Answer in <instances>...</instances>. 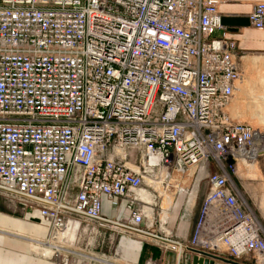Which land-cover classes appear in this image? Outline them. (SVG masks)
Here are the masks:
<instances>
[{
  "label": "built area",
  "instance_id": "1",
  "mask_svg": "<svg viewBox=\"0 0 264 264\" xmlns=\"http://www.w3.org/2000/svg\"><path fill=\"white\" fill-rule=\"evenodd\" d=\"M222 2L0 0V193L39 209L48 255L84 222L101 247L59 244L57 264H133L125 242L149 236L177 264L186 252L264 264V223L233 178L264 156V131L228 110L243 73L237 41L214 37ZM249 19L264 30V1ZM192 171L209 192L185 239Z\"/></svg>",
  "mask_w": 264,
  "mask_h": 264
},
{
  "label": "crops",
  "instance_id": "2",
  "mask_svg": "<svg viewBox=\"0 0 264 264\" xmlns=\"http://www.w3.org/2000/svg\"><path fill=\"white\" fill-rule=\"evenodd\" d=\"M261 1L264 0H223L219 7L223 29L216 31L214 35L215 38L226 35L237 41L236 58L243 73L241 81L252 82V92L258 91L261 85L259 81H264V30L252 27L249 19L254 6ZM237 90L238 86L235 94ZM258 113L252 112V119L258 117L260 114ZM249 167L256 177H260V171L255 165L251 164ZM105 203L109 201L106 199ZM259 208L264 213L262 195ZM192 231L194 232V229ZM49 235L50 228L39 209H30L23 203L13 201L0 193V264H57L56 260L49 257L50 253L48 255ZM125 245L121 253L125 252L131 262L135 263L140 244L129 246L125 242ZM145 247L144 253L148 252L149 257L141 259L142 262L152 258L159 264L170 263V256L162 255L158 248L151 247L149 243H146Z\"/></svg>",
  "mask_w": 264,
  "mask_h": 264
},
{
  "label": "rangeland",
  "instance_id": "3",
  "mask_svg": "<svg viewBox=\"0 0 264 264\" xmlns=\"http://www.w3.org/2000/svg\"><path fill=\"white\" fill-rule=\"evenodd\" d=\"M259 83H261V85H259L258 91L252 92V82L251 83L250 81L238 82L237 83L238 90L228 110L235 120L250 123L254 127L260 128L262 131H264V81H259ZM252 112L253 113L259 112L260 114L258 113L259 116L254 117V119H252ZM249 165L250 164L247 163H241L239 166L238 176L233 175V178L235 182L238 184L240 190L242 191L244 198H246L250 203V205L254 207L257 215L264 223V213H262L261 209H259L261 195L262 198H264V156L260 158L259 162L253 164L260 171V177H256L254 175L252 170H250ZM188 176H189L188 180L186 181L187 183H189L191 190H193L194 192L193 195L190 197V199L192 200V205L190 208V218L189 221L185 223L186 227L184 229L175 230L176 235L185 239H189L191 237L193 232L192 229H194V226L199 217V213L202 208L205 197L209 192V188L207 186V181L205 178H202L201 181H199L200 179L198 180L197 175L193 174V171L191 173H188ZM161 191H165V190L161 189ZM174 191H175L174 189H172L171 191L166 190L164 196H161L160 198L157 199L158 204L162 205L164 209L169 208L171 201L174 203L178 199V196L174 195ZM179 199L182 200V197H180ZM183 201H186V198L185 199L183 198ZM150 202L151 203L149 205L152 204V201ZM104 210L107 215L111 217H115V216L117 217V214L112 212V208L109 203H105ZM158 211H159V207H157V210L155 212L157 213ZM170 213H172L171 224H174L176 227L181 222L180 220L183 210L179 211L178 209V212H176V214L173 215V209H171ZM92 226L93 225L91 224L89 228L86 231H84V228L87 227V223L84 222L81 229L77 232L73 240H70V242L64 241V243H59V244L64 245L67 248L70 247L71 249L76 251L84 252L86 254H89L90 252H94V251L101 252V247L98 246L99 238L94 237L93 239L94 234H92ZM58 238H59L58 240L59 242L61 240L60 235L58 236ZM131 241L140 242L141 240L137 238L128 239L129 246L132 245ZM143 241L144 242L141 243L142 245H140V251L138 256L140 259H145L146 257H149L148 252L144 253L146 248L145 247L146 243H149L151 247L158 248L159 250H161L162 255L170 256V263L163 261L165 264H177V256L175 255V253L164 250L159 246H157L153 241L152 237L149 236L146 240ZM56 242H57L56 240L54 242L55 244H53V242L51 243L49 242L50 243L49 247L53 248L52 251H54L55 249L61 250L59 244H57ZM62 250L65 251L64 249ZM106 250H107L106 247H104L103 251ZM52 253H50V255ZM195 256L196 255H192L191 253L186 252L182 256L180 264H194Z\"/></svg>",
  "mask_w": 264,
  "mask_h": 264
},
{
  "label": "water",
  "instance_id": "4",
  "mask_svg": "<svg viewBox=\"0 0 264 264\" xmlns=\"http://www.w3.org/2000/svg\"><path fill=\"white\" fill-rule=\"evenodd\" d=\"M201 254L205 257L200 258L199 256H195V260H194V264H220L219 262H223V263H228V264H240L238 262L232 261L228 258L222 257V256H218V255H214V254H209V253H205V252H201ZM217 260V262H216Z\"/></svg>",
  "mask_w": 264,
  "mask_h": 264
},
{
  "label": "bare ground",
  "instance_id": "5",
  "mask_svg": "<svg viewBox=\"0 0 264 264\" xmlns=\"http://www.w3.org/2000/svg\"><path fill=\"white\" fill-rule=\"evenodd\" d=\"M255 163H257V162H255ZM255 163H252V165L253 164H255ZM249 164V163H248ZM251 165V164H250ZM172 194V193H171ZM144 195V194H143ZM173 196V195H172ZM144 199H146V197L144 196ZM147 201L148 202H150L151 200L148 198L147 199ZM260 209V208H259ZM75 232H76V225H75V223H73L66 231H64L63 233H61L60 234V239H62L65 235H66V233L67 234H69V235H73V234H75ZM59 239V238H58ZM46 249V248H45ZM53 251H52V248L51 247H49V253H52ZM52 255V254H51ZM134 264V263H133Z\"/></svg>",
  "mask_w": 264,
  "mask_h": 264
}]
</instances>
